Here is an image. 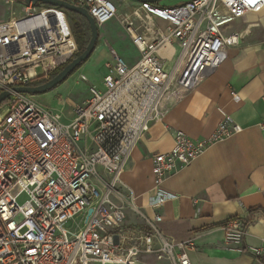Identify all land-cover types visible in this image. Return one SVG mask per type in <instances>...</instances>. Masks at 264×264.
Returning <instances> with one entry per match:
<instances>
[{
  "label": "built area",
  "instance_id": "built-area-1",
  "mask_svg": "<svg viewBox=\"0 0 264 264\" xmlns=\"http://www.w3.org/2000/svg\"><path fill=\"white\" fill-rule=\"evenodd\" d=\"M71 3L86 8L99 28L118 20L140 59L129 65L111 49L103 88L91 86L90 97L72 105L69 117L28 95L16 94L0 108V264H138L142 253L192 264L186 251L192 246L165 239L159 215L145 218L150 233L144 248L122 246L118 232L126 206L116 200L122 176L152 124L165 122L169 106L195 91L240 44L243 35L230 30L233 23L261 14L264 0H193L173 8L138 2L125 15L111 0ZM0 4L10 7L8 19L0 21V93L48 79L79 52L66 11L25 0ZM157 19L167 23L165 31L155 27ZM173 40L180 47L177 57ZM242 131L228 115L203 139L175 131L172 150L153 157V207L177 198L164 188L170 176ZM80 216L83 226L67 228ZM224 230L226 242L238 246L246 225L234 219Z\"/></svg>",
  "mask_w": 264,
  "mask_h": 264
},
{
  "label": "crops",
  "instance_id": "crops-1",
  "mask_svg": "<svg viewBox=\"0 0 264 264\" xmlns=\"http://www.w3.org/2000/svg\"><path fill=\"white\" fill-rule=\"evenodd\" d=\"M111 1L117 7L123 5L124 13L119 8V15L130 14L139 6L134 0ZM191 1L162 0L154 5L173 8ZM235 24L240 28L231 31L242 33L240 44L229 49L227 59L195 91L172 103L165 122L152 124L133 151L122 176V196L116 199L126 206V220L118 232L123 247L144 248L143 237L150 233L145 218L154 219L159 215L162 221L158 228L165 239L192 246L186 250L192 264H264V213L250 216L252 209L264 210V129L260 127L264 124V10L259 15L249 14ZM112 25L111 21L99 31L102 33V29ZM116 25L133 47L136 59L129 61L123 57L106 36V46H98L91 57L102 67L103 77L106 63L112 57L111 49L129 65H135L140 59L124 28L119 23ZM154 25L163 31L167 28V23L158 19ZM172 45L177 57L179 44L173 40ZM165 63L167 68H172L175 60ZM28 98L36 102L33 96ZM227 115L243 131L210 148L170 176L164 188L177 198L155 209L153 157L172 150L175 131L182 130L193 139H203L212 135ZM250 217L253 219L246 226L241 244H228L226 222L236 218L248 221ZM139 224L148 232L141 230ZM158 244L156 240V248ZM253 249H259L260 255L254 254ZM138 262L169 264L146 253L139 256Z\"/></svg>",
  "mask_w": 264,
  "mask_h": 264
},
{
  "label": "rangeland",
  "instance_id": "rangeland-1",
  "mask_svg": "<svg viewBox=\"0 0 264 264\" xmlns=\"http://www.w3.org/2000/svg\"><path fill=\"white\" fill-rule=\"evenodd\" d=\"M16 8L19 11L21 9V6L18 5ZM118 9L120 10L119 11L120 13L122 12L124 13L123 5L118 7ZM9 15H10V7L0 4V21L7 20ZM112 22L113 25L110 28L109 27L104 28L102 29V33L100 32L98 46L99 47L106 46L105 43L106 40L104 39L107 36V38H110L112 40L113 46L123 57L126 56V58H128L129 61H134V59H136L135 51L133 47L130 45L128 39L123 35L122 31H120L118 26L116 25L118 24V20L116 21L113 20ZM237 28H240V26L238 27V25L235 24L230 27V30ZM95 59L96 58L94 59L91 58L87 63L88 65L86 64L87 66L83 65L72 76H70L63 84L54 88L50 92L39 95H32L34 97V100L36 101L35 104H37L38 106L44 109L61 113L65 118L69 117V111L72 108L71 107L72 105L80 104L86 101L90 97L89 89L91 86H96L99 89L103 88V75H102L103 69L101 66L97 65ZM38 72L41 73V69L38 70ZM82 75L87 76L88 82L81 81ZM20 202L21 203L24 202V199H21ZM84 224L85 223L80 216V218H78L76 221L70 222L67 228H69L70 230H75L77 229V227L83 226ZM138 227L144 232H148V229H146L145 226H143L142 224L141 225L139 224ZM125 228L126 225L123 229L126 230Z\"/></svg>",
  "mask_w": 264,
  "mask_h": 264
},
{
  "label": "water",
  "instance_id": "water-1",
  "mask_svg": "<svg viewBox=\"0 0 264 264\" xmlns=\"http://www.w3.org/2000/svg\"><path fill=\"white\" fill-rule=\"evenodd\" d=\"M28 4L33 3L34 5H44L60 8L66 12H73L84 17L89 23L91 29V39L85 48V50L75 58L70 64H68L58 75L54 78L48 80L44 84L38 86H28V87H15L11 91H4L0 93V106L8 98L20 94V95H39L50 92L54 88L63 84L71 74L83 63L87 62L96 50V44L99 40L100 31L96 24L95 19L91 16L86 8L76 6L69 1L65 0H25ZM136 2L151 3L156 4L162 0H134ZM93 213V209H90L88 216Z\"/></svg>",
  "mask_w": 264,
  "mask_h": 264
},
{
  "label": "trees",
  "instance_id": "trees-1",
  "mask_svg": "<svg viewBox=\"0 0 264 264\" xmlns=\"http://www.w3.org/2000/svg\"><path fill=\"white\" fill-rule=\"evenodd\" d=\"M68 14V16L70 17L72 24H73V28H74V35L76 37V41L79 47V52L64 66L60 67L59 69H57L54 73H52L50 75V77L48 79H44L41 81H38L37 83L32 84V86H38L41 84H44L45 82H47L48 80L54 78L56 75H58L68 64H70L75 58H77L87 47L90 39H91V29L89 26V23L87 22V20L82 17L79 14L73 13V12H66ZM98 46V42L96 44V48ZM86 63V62H85ZM85 63H83L81 66H79L72 74L71 76L77 71L79 70ZM13 100V97L8 98L7 100H5L0 108L5 107L7 104H9L11 101ZM259 212H263L264 210L262 208H256V209H252L250 210V216L259 213ZM252 217H250V219H248V221H243L244 224L247 226L249 223H251L252 221ZM234 220V219H231ZM235 220H240L238 218H236ZM228 222H226L227 224Z\"/></svg>",
  "mask_w": 264,
  "mask_h": 264
}]
</instances>
